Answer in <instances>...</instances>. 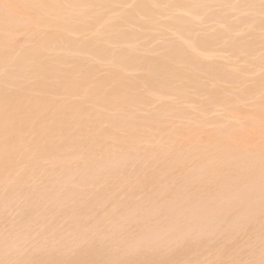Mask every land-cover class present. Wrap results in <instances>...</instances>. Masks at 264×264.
Instances as JSON below:
<instances>
[{
    "label": "bare ground",
    "instance_id": "1",
    "mask_svg": "<svg viewBox=\"0 0 264 264\" xmlns=\"http://www.w3.org/2000/svg\"><path fill=\"white\" fill-rule=\"evenodd\" d=\"M260 5L0 0V261H259Z\"/></svg>",
    "mask_w": 264,
    "mask_h": 264
},
{
    "label": "snow or ice",
    "instance_id": "2",
    "mask_svg": "<svg viewBox=\"0 0 264 264\" xmlns=\"http://www.w3.org/2000/svg\"><path fill=\"white\" fill-rule=\"evenodd\" d=\"M261 10H262V17H264V0H261ZM5 8H12V7H24L22 5H4ZM262 180H264V170H262ZM262 191H264V184H262ZM262 206V215H264V196H262L261 201ZM0 264H25L22 261H0ZM233 264H264V241H262V251H261V259L259 261L255 260H247V261H239L233 262Z\"/></svg>",
    "mask_w": 264,
    "mask_h": 264
},
{
    "label": "rangeland",
    "instance_id": "3",
    "mask_svg": "<svg viewBox=\"0 0 264 264\" xmlns=\"http://www.w3.org/2000/svg\"><path fill=\"white\" fill-rule=\"evenodd\" d=\"M11 216H13V218H12L11 220L9 219L10 222H9V221L7 222V219H8V218H11ZM14 219H15L14 211H11V214H10V213L7 214V216H6V220L2 221V223H1L2 226H5V229H6V230L4 229V227L2 228L1 225H0V231L2 232V234H1V232H0V234H1V235H0V238H2L3 235H4V237H5V233H4V232H7V231H8L9 233L7 232L6 234L10 235V228H11V226H12L11 224H13V222L15 221ZM13 220H14V221H13ZM11 221H13V222H11ZM4 222H6V223H4ZM3 223H4L5 225H4ZM8 225H9V226H8ZM7 228H8V229H7ZM8 235H6V236H8ZM30 245H31V244H30ZM34 246H35V244H32V246H28V247H30V249L27 248L25 253H29L30 250H31Z\"/></svg>",
    "mask_w": 264,
    "mask_h": 264
}]
</instances>
